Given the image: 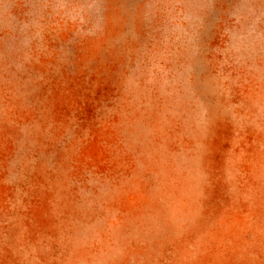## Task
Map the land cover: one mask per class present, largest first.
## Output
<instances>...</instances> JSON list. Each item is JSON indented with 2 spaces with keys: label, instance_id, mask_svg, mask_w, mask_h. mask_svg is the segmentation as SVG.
<instances>
[{
  "label": "rangeland",
  "instance_id": "374dc122",
  "mask_svg": "<svg viewBox=\"0 0 264 264\" xmlns=\"http://www.w3.org/2000/svg\"><path fill=\"white\" fill-rule=\"evenodd\" d=\"M0 264H264V0H0Z\"/></svg>",
  "mask_w": 264,
  "mask_h": 264
}]
</instances>
